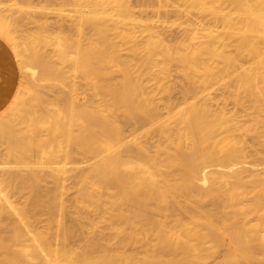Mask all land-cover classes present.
<instances>
[{
	"label": "bare ground",
	"instance_id": "6f19581e",
	"mask_svg": "<svg viewBox=\"0 0 264 264\" xmlns=\"http://www.w3.org/2000/svg\"><path fill=\"white\" fill-rule=\"evenodd\" d=\"M1 1L11 5L0 10V42L10 55L1 61L9 72L1 80L6 84L16 75L17 83L11 93L5 86L0 91V138L8 148L0 170V264H131L127 246L134 236L127 233L132 224L121 211L122 202L157 233L148 264H264V179L257 174L264 163L250 161L255 154L237 143L235 127L222 122L226 109L209 97L214 85L228 82L212 78L207 58L228 60L224 74L235 62L211 42L183 50L179 38L176 45L158 41L149 42L147 51L134 48L144 62L158 51L167 60L160 74L165 103L143 99L142 83L110 38L123 24L108 9L117 3L121 20L133 17L127 0H64L73 26L58 35L60 64H72L81 77L96 80L98 94L109 97L103 111L39 52V30L56 34L38 17L49 9L62 15L56 0ZM135 1L139 10L163 18L187 15L185 5L202 16L210 13L241 36L237 50L247 49L264 66V0ZM224 4L231 6L229 13L222 12ZM120 36L124 42L129 38ZM109 63L123 81L108 77ZM176 63L182 64L187 82L170 81ZM240 81L237 75V87ZM48 84L57 88L54 94L47 93ZM175 119L181 124L177 145L187 152L173 162L182 173L172 183L164 163L137 136ZM65 162L77 165L66 169ZM71 189L80 191V202L94 201L95 190L108 196L110 207L97 206L115 232H97L93 221L85 222L89 217L72 212L63 202ZM16 193L24 197L20 206L11 201ZM246 199L250 204L242 206ZM31 213L44 217L43 230L30 229Z\"/></svg>",
	"mask_w": 264,
	"mask_h": 264
},
{
	"label": "rangeland",
	"instance_id": "374dc122",
	"mask_svg": "<svg viewBox=\"0 0 264 264\" xmlns=\"http://www.w3.org/2000/svg\"><path fill=\"white\" fill-rule=\"evenodd\" d=\"M40 1V0H38ZM64 0H56L57 5L62 11V15L52 12L50 9L43 15L38 17L41 21L48 26L50 32L56 35H51L44 29H40L41 43L39 44V52L50 60L56 67L62 69L68 79L76 86L79 87L80 92L90 97L96 105L102 109L104 101L109 99L104 95L98 94L95 90L96 80H88L81 77L74 69L72 64L61 65L59 56L57 54V46L60 42L58 35L60 33H67L73 26V16L67 10ZM113 2L117 0H112ZM128 5L133 9V17H127L121 20L118 16L117 3L110 5L108 11L111 18L115 21H120V30H112L110 38L112 42L118 46L121 60L125 62L132 70L133 74L138 77L139 81L144 87L142 94L143 99H151L154 102L163 105L165 97L161 92V87L165 83L161 79V72L167 62L166 57L158 51L149 53L147 57L148 62H144L141 56L136 55L132 50L137 47H142L147 51L149 42H164L166 45H176L177 39H183L181 49H197L207 43H213L214 48L221 54H224L231 62H235L233 69L229 70L228 74L225 69L228 67L226 59L222 57H208V65L212 67L214 80L224 78L228 84L214 85V89L209 92L210 102L213 105L219 104L227 111V115L223 118L225 126H234L235 132L233 137L240 144L243 149L248 153L255 154L250 161L253 162L255 158L260 159L264 163V66H261L259 60L247 49L237 50L236 46L241 41L239 34H232L229 26L216 21L214 16L210 13L202 16L188 5L183 9L187 10V15L179 16L173 13L168 18H163L156 12H143L139 10L135 0H127ZM10 2L3 3L0 0V10H9L11 8ZM9 8V9H8ZM223 13H229L231 6L229 4L221 5ZM89 31V30H88ZM120 34L127 35L129 38L124 42ZM162 40V41H161ZM72 53V51H71ZM2 63V62H1ZM2 65V74L8 75L9 72ZM180 63L171 66L170 81L187 82L181 72ZM115 64L109 63L108 69L110 73L108 77L113 82L123 81L121 73L113 71ZM198 75H203L198 74ZM241 77V86L235 85V77ZM47 93L54 94L56 87L52 84L46 85ZM21 89V87H19ZM27 100H31L30 94L22 91ZM165 117H168L167 110L163 109ZM181 124L178 120H169L165 126L155 130L152 133L141 132L137 136L140 143L148 145L151 154L164 163L167 171L172 175V183H175L181 176L182 169L173 165L176 158L183 156L187 150L180 149L177 145L180 136ZM251 130L259 132L258 135L250 133ZM130 135V133H128ZM172 142H169L168 139ZM186 139L188 136L186 135ZM8 153L7 145L4 140L0 138V170L5 168V160ZM75 165L70 162H65L66 169H72ZM23 174L26 171L22 172ZM261 179H264V170L257 172ZM64 183L69 186L70 181L65 180ZM50 186V185H49ZM2 191V190H1ZM96 191L98 197L94 201L84 200L80 202V191L78 189H71L68 193L63 195L64 204L69 207L72 212H79L78 214L85 219V222L93 221L95 230L97 232L113 233L115 228H111L112 222L108 220V215L104 210L98 209L97 204L101 203L104 207H110L111 199L101 191ZM118 189L114 188L112 193H117ZM4 195V193H2ZM11 201L15 206H20L24 202V197L20 193L11 196ZM121 201V200H120ZM250 200L243 201L242 206H248ZM121 211L129 216L131 221V228L127 233L131 232L134 239L129 242L127 246L128 259L131 264H148L147 255L151 254L157 245V233L154 232L149 226H145L132 214L131 209L122 202ZM88 213L84 214V213ZM31 230H43L44 217L34 215L31 213ZM253 216L243 217L245 221L251 219ZM239 218V217H238ZM138 257L142 258L139 259Z\"/></svg>",
	"mask_w": 264,
	"mask_h": 264
},
{
	"label": "crops",
	"instance_id": "0c3cea01",
	"mask_svg": "<svg viewBox=\"0 0 264 264\" xmlns=\"http://www.w3.org/2000/svg\"><path fill=\"white\" fill-rule=\"evenodd\" d=\"M3 56H6V57H10L8 51L3 47L2 43L0 42V91L2 89V87L6 88L5 90L9 93L13 92L16 88V83H17V76H13V77H8L6 78V80H8L7 82L9 83H6V84H3L2 83V63L1 61L3 60ZM5 62V60H4Z\"/></svg>",
	"mask_w": 264,
	"mask_h": 264
}]
</instances>
